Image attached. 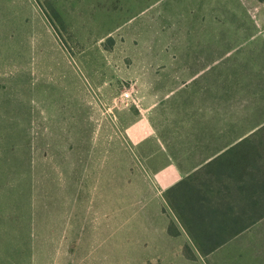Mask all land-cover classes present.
Masks as SVG:
<instances>
[{"label":"rangeland","instance_id":"rangeland-1","mask_svg":"<svg viewBox=\"0 0 264 264\" xmlns=\"http://www.w3.org/2000/svg\"><path fill=\"white\" fill-rule=\"evenodd\" d=\"M199 66L262 121L264 0H0V264H264V217L202 256L136 153Z\"/></svg>","mask_w":264,"mask_h":264},{"label":"crops","instance_id":"crops-1","mask_svg":"<svg viewBox=\"0 0 264 264\" xmlns=\"http://www.w3.org/2000/svg\"><path fill=\"white\" fill-rule=\"evenodd\" d=\"M219 70L199 66L191 80H154L146 99L156 131L135 143L149 181L193 247L188 230L243 232L249 216L264 215V118L252 127L249 100L235 104L241 89L229 82L244 72Z\"/></svg>","mask_w":264,"mask_h":264},{"label":"trees","instance_id":"trees-1","mask_svg":"<svg viewBox=\"0 0 264 264\" xmlns=\"http://www.w3.org/2000/svg\"><path fill=\"white\" fill-rule=\"evenodd\" d=\"M207 216H202L205 218ZM209 217V216H208ZM242 217V216H240ZM264 215H251L250 224H255L258 220H261ZM246 220V219H245ZM244 226V225H243ZM246 226V223H245ZM241 233L240 230L234 229H205V230H188L189 236L196 244L197 252L202 256H207L221 247L222 244L227 243L231 238Z\"/></svg>","mask_w":264,"mask_h":264},{"label":"built area","instance_id":"built-area-1","mask_svg":"<svg viewBox=\"0 0 264 264\" xmlns=\"http://www.w3.org/2000/svg\"><path fill=\"white\" fill-rule=\"evenodd\" d=\"M130 95V93L127 91L125 92V96L128 97Z\"/></svg>","mask_w":264,"mask_h":264}]
</instances>
